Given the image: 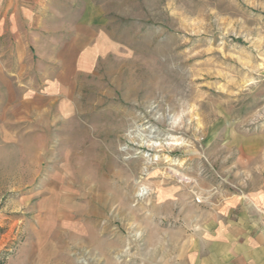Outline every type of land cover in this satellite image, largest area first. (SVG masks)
Instances as JSON below:
<instances>
[{"label":"rangeland","instance_id":"obj_1","mask_svg":"<svg viewBox=\"0 0 264 264\" xmlns=\"http://www.w3.org/2000/svg\"><path fill=\"white\" fill-rule=\"evenodd\" d=\"M263 184L264 0H0V264H157Z\"/></svg>","mask_w":264,"mask_h":264},{"label":"crops","instance_id":"obj_2","mask_svg":"<svg viewBox=\"0 0 264 264\" xmlns=\"http://www.w3.org/2000/svg\"><path fill=\"white\" fill-rule=\"evenodd\" d=\"M171 227L148 228L157 264H264V184L191 204Z\"/></svg>","mask_w":264,"mask_h":264},{"label":"bare ground","instance_id":"obj_3","mask_svg":"<svg viewBox=\"0 0 264 264\" xmlns=\"http://www.w3.org/2000/svg\"><path fill=\"white\" fill-rule=\"evenodd\" d=\"M142 190H143V189L140 190V194L142 193Z\"/></svg>","mask_w":264,"mask_h":264}]
</instances>
